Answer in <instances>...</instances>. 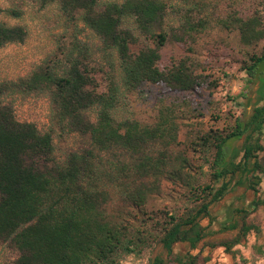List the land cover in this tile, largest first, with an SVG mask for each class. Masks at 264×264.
Segmentation results:
<instances>
[{"label":"trees","instance_id":"obj_1","mask_svg":"<svg viewBox=\"0 0 264 264\" xmlns=\"http://www.w3.org/2000/svg\"><path fill=\"white\" fill-rule=\"evenodd\" d=\"M42 5L56 2L67 15L79 13L83 25L90 29L108 50L115 52L122 88L134 90L143 83L163 85L172 92H197L204 85L203 76L194 73L186 57L160 69V51L166 42L161 29L165 5L161 0H121L100 6V0H40ZM132 20L139 34L152 38L154 47L131 52L136 42L125 20ZM225 30L234 31L243 46L263 42L258 54H251L241 65L248 83L264 77V16L254 13L241 17L232 12L219 21ZM206 22L188 21L185 38L205 29ZM26 31L21 26L0 23V48L22 43ZM183 37L180 39L183 42ZM186 42V40H184ZM79 60L66 68L49 65L38 67L28 77L0 82V244L16 257L4 264H120L128 255H140L151 244L157 254L149 264H207L197 255H174L173 246L188 243L195 250L214 247L205 242L212 223L210 206L220 202L231 186L247 187L255 196L264 175V105L254 106L246 120L235 118L224 130H198L193 141L178 143V124L168 107L159 112L151 126L137 121L118 122L113 111L119 97V85L109 77L105 93L89 89L92 78ZM16 91L47 92L55 120L71 132L87 135L90 147L71 153L64 160L54 158L50 132L41 133L33 123L19 122L4 97ZM240 93L237 98L245 99ZM94 108L95 121L85 117ZM243 141L237 161L228 160L227 141ZM184 149L172 154L174 146ZM161 149L153 151L154 147ZM199 154L203 163L197 175L192 170L186 151ZM134 156L133 162L114 164L105 160L113 151ZM207 166V173L202 167ZM174 177L188 189L190 206L181 215H169L157 234L146 222L130 223L129 214L111 213L108 201L118 200L142 208L146 196L156 188L159 177ZM154 180L150 186L144 181ZM264 199H254L250 209H235V220L221 228L236 232L226 242L225 250L238 244L248 234L258 235L257 226L247 223ZM207 219L208 225L201 222ZM264 250V248H262ZM262 253V251H259Z\"/></svg>","mask_w":264,"mask_h":264},{"label":"rangeland","instance_id":"obj_2","mask_svg":"<svg viewBox=\"0 0 264 264\" xmlns=\"http://www.w3.org/2000/svg\"><path fill=\"white\" fill-rule=\"evenodd\" d=\"M161 1L165 5V13L161 29L155 33L164 34L166 42L161 48L158 66L168 69L172 63L187 57L194 73L203 76L204 85L197 92L177 93L163 85L150 83H143L134 90L122 88L115 52L105 48L100 39L83 25L80 14L67 15L58 3L42 5L40 0H0V23L8 27L21 26L26 31L22 43H10L0 48V82L26 78L45 65L67 68L71 60L77 59L84 64L81 71L85 68L93 80L89 89L105 93L109 77H114L120 86L118 102L113 111L116 121L133 120L151 126L157 122L159 112L170 107L177 117L178 143L187 145L194 140L198 130L228 129L235 118L246 120L254 106L264 105V77L249 84L245 72L241 71L242 63L251 54H258L263 42L256 46H243L236 32L219 25V21L232 12L243 18L254 13L264 16V0ZM111 2L120 3L121 0H100V6ZM199 20L206 22L205 29L193 33L192 39L185 38L183 28L186 23ZM125 27L131 29L136 37V42L130 46L131 52L154 47V40L139 34L132 20L126 19ZM182 37L186 42L180 41ZM242 92L246 94L245 99L237 98ZM3 100L12 106L19 122L33 123L41 133H51L55 160L62 161L69 154L90 147L87 135L71 132L57 123L49 93L16 91L6 95ZM85 117L91 122L95 121V109L85 111ZM243 148L242 140L227 141L225 149L228 160L237 161ZM157 149L161 148L156 146L153 151ZM183 149L184 146L177 145L171 153L176 155ZM191 149L186 151V156L192 170L187 171L190 175H197L203 160ZM104 158L117 165L119 162H133L135 157L117 150ZM207 170V166L202 167L204 174H208ZM153 181L144 183L150 186ZM155 186L147 194L146 203L141 209L123 203L115 196L108 201L107 210L111 213H128L130 223L143 220L148 229L157 234L159 224L162 225L169 215H181L190 206V200L185 184L174 177H159L155 180ZM246 188L231 186L220 202L210 206L212 223L208 226L209 234L205 242L214 247L202 248L200 243L195 250H191L188 243H177L173 246L174 255H197L199 263L208 259L207 264H264V203L246 219L247 223L259 228L258 235L248 234L230 251L218 245L236 234L221 230L235 220L233 209H250L251 200L264 199V175L257 187L258 195ZM237 193H242V199L232 197ZM201 225L207 226L208 220L204 219ZM157 254H162L161 247L156 243L151 244L140 255L125 256L120 264H149ZM15 257L16 253L0 244V264Z\"/></svg>","mask_w":264,"mask_h":264},{"label":"crops","instance_id":"obj_3","mask_svg":"<svg viewBox=\"0 0 264 264\" xmlns=\"http://www.w3.org/2000/svg\"><path fill=\"white\" fill-rule=\"evenodd\" d=\"M239 188H241V187H239ZM244 190H245V188L246 187H242ZM247 189V188H246ZM241 195H242V193H237V194H234L232 197L235 199V200H240V199H242V197H241ZM230 196V195H229ZM228 197V196H227ZM252 201L253 200H251L250 201V204L252 203ZM237 208H239V207H235L234 209H237ZM240 208H242V207H240ZM234 209H233V213H234ZM243 209H247V208H243ZM231 212H232V210H231Z\"/></svg>","mask_w":264,"mask_h":264}]
</instances>
